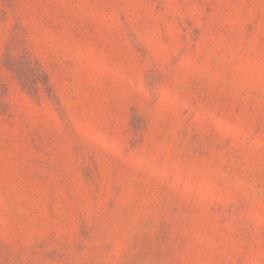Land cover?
I'll list each match as a JSON object with an SVG mask.
<instances>
[{
  "label": "rangeland",
  "instance_id": "374dc122",
  "mask_svg": "<svg viewBox=\"0 0 264 264\" xmlns=\"http://www.w3.org/2000/svg\"><path fill=\"white\" fill-rule=\"evenodd\" d=\"M0 264H264V0H0Z\"/></svg>",
  "mask_w": 264,
  "mask_h": 264
}]
</instances>
